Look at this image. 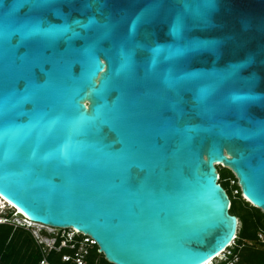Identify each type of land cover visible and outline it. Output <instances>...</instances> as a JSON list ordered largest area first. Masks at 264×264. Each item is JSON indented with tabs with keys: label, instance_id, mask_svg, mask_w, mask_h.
I'll return each instance as SVG.
<instances>
[{
	"label": "water",
	"instance_id": "1",
	"mask_svg": "<svg viewBox=\"0 0 264 264\" xmlns=\"http://www.w3.org/2000/svg\"><path fill=\"white\" fill-rule=\"evenodd\" d=\"M264 212V0H0V196L113 264H206Z\"/></svg>",
	"mask_w": 264,
	"mask_h": 264
},
{
	"label": "trees",
	"instance_id": "2",
	"mask_svg": "<svg viewBox=\"0 0 264 264\" xmlns=\"http://www.w3.org/2000/svg\"><path fill=\"white\" fill-rule=\"evenodd\" d=\"M226 170L229 175L225 176L219 172V182L227 190L226 186H229L230 183L225 180L234 178L233 180L236 181L237 179L230 169ZM232 188L238 191L241 190L237 184L232 185ZM228 194L232 201L230 213L236 215L239 220L236 239L237 246L234 248V252L239 255L240 264H264V243L258 239V234L261 231L264 232V212L252 206L249 202L246 203L248 206L238 207V202L232 199V193L228 192ZM7 216L10 217V215ZM87 238L90 239L89 237ZM75 241L74 248L63 247L60 251L52 250L47 256L48 261L52 264H77L72 259L79 253L84 254L86 264H113L108 262L104 254L99 252L97 244L92 243L90 245L86 243L87 249H84L86 250L85 254L84 250L78 251L80 250V243L83 241V238L76 237ZM60 242L61 239H58L57 245ZM257 243L261 244V246ZM40 248L29 231L21 227H15V224L11 220L9 223L0 224V264H40L44 258V253ZM66 255H70L72 259L64 261L63 256Z\"/></svg>",
	"mask_w": 264,
	"mask_h": 264
},
{
	"label": "rangeland",
	"instance_id": "3",
	"mask_svg": "<svg viewBox=\"0 0 264 264\" xmlns=\"http://www.w3.org/2000/svg\"><path fill=\"white\" fill-rule=\"evenodd\" d=\"M217 167H218L219 172H221L223 175H225V176L229 175L228 171L226 170L228 168H225V167H223L221 165H217ZM233 179L234 178H232L231 180L230 179L225 180V181L230 183V185L229 186L227 185L226 188H227V190H228V192L230 194L232 193L231 194L232 199L234 201L238 202L237 203L238 207L245 206L248 201L246 199H244V197H243V195L241 193L242 192L241 190H240L241 191L240 192V191L236 190L235 188H232V185H236L237 184L239 186L238 179L236 178L237 179L236 181H234ZM239 195H241V196L239 197ZM251 205L254 206L253 204H251ZM246 206H248V205H246ZM11 222H13L15 224V227H21L24 230L29 231L33 235V237L35 238L39 248L41 246L40 249L44 252V257H46V258H47L48 254L52 250H56V249H53L54 241H55L56 238L63 240L65 237H72L73 235H75L74 242H76L75 241L76 237H82L83 241L80 243V250H78L79 252L83 251L84 249H87L86 243H89L90 245H92V243L89 240L87 242L88 238H87L86 235H84L82 233H77V232H75L74 229H71V228H69V229H60V228H53V227H49V226L42 227L39 224V226H33L32 229H27V228H25V227L20 225V222L23 223V218L22 217H18V218L12 219ZM50 235H52V236H50ZM258 245L261 246V244H258ZM66 248H70L71 249L72 247L69 246V247H66ZM56 251H58V249ZM84 251H85L84 253L86 254V250H84Z\"/></svg>",
	"mask_w": 264,
	"mask_h": 264
},
{
	"label": "built area",
	"instance_id": "4",
	"mask_svg": "<svg viewBox=\"0 0 264 264\" xmlns=\"http://www.w3.org/2000/svg\"><path fill=\"white\" fill-rule=\"evenodd\" d=\"M1 200H3V203L1 204V206H6L7 203L0 196V202H1ZM9 221H10L9 218L0 217V223H9ZM31 223H36V222L32 221L29 218H25L23 220V223L20 222V225L25 227V228H27V229H32L33 226L31 225ZM75 232H77V231H75ZM77 233H79V232H77ZM87 237H89V236H87ZM74 238H75V235H73L72 237H65L63 240H61L59 245H57V240L58 239L56 238L55 241H54L53 249H56V250L58 249V251H60L63 247H69L70 246V247L74 248L75 247ZM89 238L90 239H87V241L89 240L91 243L96 244V242L91 237H89ZM236 239H237V236L235 237V239L229 245L228 248H226L223 252H221L217 257H215V258L210 260V262H211L210 264H218V263L240 264V257H239V255L237 253L234 252V248L237 246ZM258 239H259V241L264 243V232L261 231L258 234ZM70 259H72V257L70 255L63 256V260L64 261H69ZM72 260L74 262H76L77 264H86V260L84 259V254L77 253L76 256L73 257ZM40 264H52V263H50L48 261V259L46 257H44L42 259V261L40 262Z\"/></svg>",
	"mask_w": 264,
	"mask_h": 264
},
{
	"label": "clouds",
	"instance_id": "5",
	"mask_svg": "<svg viewBox=\"0 0 264 264\" xmlns=\"http://www.w3.org/2000/svg\"><path fill=\"white\" fill-rule=\"evenodd\" d=\"M216 167H217V165H216ZM217 169H218V167H217ZM218 172H219V170H218ZM220 174V173H219ZM232 202V201H231ZM7 203V205L6 206H0V217H2V218H9L10 220H12V219H15V218H18V217H22L23 218V220L25 219V218H29L28 216H26L24 213H23V215L24 216H22L21 214H19L18 212H16V207L13 205V204H11L9 201L8 202H6ZM18 210V209H17ZM7 213H6V212ZM19 212H21L20 210H18ZM7 215H10V217H8ZM30 219V218H29ZM0 224H3V223H0ZM236 236H237V233H236ZM235 236V237H236Z\"/></svg>",
	"mask_w": 264,
	"mask_h": 264
},
{
	"label": "bare ground",
	"instance_id": "6",
	"mask_svg": "<svg viewBox=\"0 0 264 264\" xmlns=\"http://www.w3.org/2000/svg\"><path fill=\"white\" fill-rule=\"evenodd\" d=\"M1 197H2V196H1ZM2 199H4L5 202H8L5 198H2ZM5 202H4V203H5ZM2 203H3V200H1V202H0V206H1ZM31 225H32V226H39V223H37V222H36V223H31ZM40 226H42V227H46L47 225L40 224ZM207 263L210 264L211 262L209 261V262H207ZM207 263H206V264H207Z\"/></svg>",
	"mask_w": 264,
	"mask_h": 264
}]
</instances>
